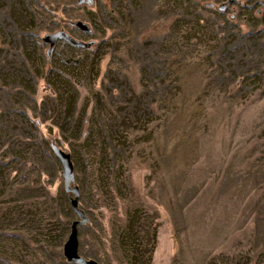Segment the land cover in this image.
I'll list each match as a JSON object with an SVG mask.
<instances>
[{"label":"rangeland","instance_id":"rangeland-1","mask_svg":"<svg viewBox=\"0 0 264 264\" xmlns=\"http://www.w3.org/2000/svg\"><path fill=\"white\" fill-rule=\"evenodd\" d=\"M54 146L82 256L264 264V0H0V264H75Z\"/></svg>","mask_w":264,"mask_h":264},{"label":"water","instance_id":"water-1","mask_svg":"<svg viewBox=\"0 0 264 264\" xmlns=\"http://www.w3.org/2000/svg\"><path fill=\"white\" fill-rule=\"evenodd\" d=\"M93 2L94 0H78L79 5L92 4ZM72 24L81 28L85 32H90L92 30L91 26L84 21H76ZM59 39H64L74 46L80 48H88L93 44V41L85 42L83 40L75 39L68 32L63 30L55 33H48L44 36V41L50 45L49 49L47 50L48 57H51L53 48ZM53 148L62 163V175L64 177L65 189L68 193L71 194L69 200L72 204L73 210L78 216V219L74 220L71 224V231L68 235V239L64 244V255L70 263L105 264L95 259L86 258L79 253L78 227L81 224L87 223L89 221V218L85 211L79 206L81 192L79 186L74 185L75 173L71 155L56 146H54Z\"/></svg>","mask_w":264,"mask_h":264}]
</instances>
